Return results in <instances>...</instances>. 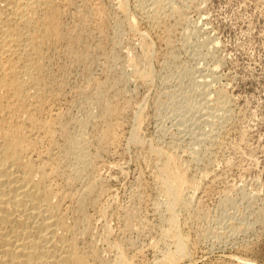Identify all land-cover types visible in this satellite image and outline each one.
I'll return each instance as SVG.
<instances>
[{"label": "bare ground", "instance_id": "1", "mask_svg": "<svg viewBox=\"0 0 264 264\" xmlns=\"http://www.w3.org/2000/svg\"><path fill=\"white\" fill-rule=\"evenodd\" d=\"M89 1L82 0L81 5L77 0H0V264H136L132 259L134 256L128 252L129 246L125 238L114 242L110 241L111 239L107 235L112 231L109 229L112 227H105L103 231L97 225L99 220L105 218L101 203L106 179L100 175L101 159L119 142L116 130L120 125H114L112 122L117 121L116 115L122 112L125 106L116 105L114 102L116 95H119L117 92L123 80L120 77L109 76L104 81H98L91 72V66L98 55H103L107 62L105 71L107 70V73L113 71L116 64L121 63L114 48L116 45L119 46V37L128 32L138 39L144 61L137 62L131 59L123 61L122 64L127 66V69L129 68L136 80L144 84L152 83L154 71L150 62L155 53L149 41L150 33L141 31L138 25L142 21L146 22L157 32L160 31L164 34L169 21L174 18L179 19L178 23L182 22L181 19L184 18L185 12L178 6V1L175 4L172 0H137L134 11H130L128 0H117L116 9L121 14L124 27H117L116 35L111 39V43L115 46L113 50L104 52L105 50L100 51L99 48L88 43V40L93 38L87 33L91 27L89 22L100 20L98 16L93 17L86 14ZM183 3L185 4V2ZM189 7L192 9V5ZM187 9L189 11L188 5ZM199 21L202 22V20ZM197 23L199 24L198 21ZM163 36L166 37L165 34ZM208 36L205 38H209ZM208 40L211 42V39ZM201 44H205V46L202 45L203 48L207 46L206 42ZM201 44H198V48ZM217 44L216 46H218ZM211 45L210 47H213ZM212 51L214 52L213 49ZM200 58H204V56ZM76 71H81L83 75L79 83L71 81L72 74ZM209 74L212 77V74ZM204 77L207 76L204 75ZM219 77L213 80V75L211 79L212 82L214 81L213 85ZM206 79H201L199 84L202 86V89H198L202 98L199 97V99L201 98L200 102L198 99L196 100L198 103L194 102L192 90L189 94L186 93L190 90H186V93H184L185 91L180 93L181 89L178 90L184 102L177 106L182 101V98L179 97L176 99V101L179 100V103L173 105L178 108L172 107L173 110H169V108L168 110L170 112L176 110L175 113H172L182 119L180 121L175 117L183 125L176 122L181 127L175 125L178 128L175 133H172L170 139L172 141L168 143V146L160 145L158 142L153 143V141L146 144L140 134L141 113H137L135 128L130 133V142L136 145H147L146 152L148 154L146 153L147 156L146 154L145 156L146 159L148 157L153 162L156 174L155 184L163 199V203L160 204V200L155 207L156 210L163 212L165 218L160 215L162 220H165L161 229L165 249L163 252L158 250L159 253H162L160 259L162 264H181V261L189 256V237L180 227L181 213H190L184 219L190 227L197 220L192 217L190 210L192 207L195 208L192 206L191 192L196 193L198 190L196 184L198 179L195 181L194 178L184 175L183 171L188 168V163L185 164L181 157L185 154L178 152L179 134L192 135L195 139L192 149L190 146L193 142L191 144L188 142L190 151H187L186 154L190 161L193 160L198 164L200 160L210 159L211 153L222 147L220 134L227 126L226 123L230 122L232 118L231 112L234 107H232V100L226 88L215 90L212 88L211 80ZM218 81L220 82V80ZM167 82L169 83V81ZM193 82L197 83L198 79ZM195 83L193 84L196 85L194 87L196 89L197 84ZM173 87L175 88L174 85ZM176 89L175 91L172 89L173 92H176ZM169 90L168 92L165 90L167 94H169ZM120 95L121 98H127L124 91H121ZM169 98L167 99L170 100L169 102L174 99L171 95ZM195 98H197L196 94ZM66 100H68V106L80 107L84 111L83 116H70L68 107L65 112L60 111L59 105L66 103ZM169 102L167 101V104ZM174 103L176 104V102ZM169 106L171 107L170 104ZM96 109H98V113H95ZM172 113L170 115H173ZM78 114L80 115L79 112ZM170 115L167 116L170 117ZM165 118L162 117V120L168 119ZM170 118L173 119L172 116ZM186 120L188 122L191 120V124L184 125ZM160 124L166 126V121L165 124ZM162 127L164 126H161L160 129ZM166 127L168 128V126ZM166 127H164L165 131ZM171 127L173 126L171 125ZM227 127L226 129H229ZM161 131L163 136L165 131ZM167 133L165 132V134ZM185 149L183 148V151ZM242 171L244 172V170ZM206 175L204 173V176ZM200 177L199 180H204L202 175ZM133 195L136 198H141L142 191L135 189ZM227 200L229 203L228 197ZM252 206L254 205L250 206L251 209ZM231 207H233L232 204ZM246 208L248 209V206ZM90 210L93 211L90 212ZM238 211L234 210V213ZM229 212L231 213V211ZM247 212L244 211L246 216L241 212L244 214L240 217L242 222L243 219L246 220L244 217H247ZM251 213L249 212L252 216ZM254 213L256 215V212ZM132 214L134 213L127 212L126 220L132 217ZM233 216L230 215L227 221L224 219V223L221 222L222 224H218L213 229L210 227L205 229V235L213 238L217 245L238 238L244 240L243 237L251 227L241 223V219L239 221L236 216ZM237 216L240 215L237 214ZM204 220L202 219V221ZM255 221L253 222L255 223ZM210 226H212L211 223ZM124 227L122 228L124 229ZM204 238L206 239V237ZM245 240L247 239L245 238ZM109 251H115L116 256L109 258L106 254Z\"/></svg>", "mask_w": 264, "mask_h": 264}, {"label": "rangeland", "instance_id": "2", "mask_svg": "<svg viewBox=\"0 0 264 264\" xmlns=\"http://www.w3.org/2000/svg\"><path fill=\"white\" fill-rule=\"evenodd\" d=\"M77 1H79L82 5V0ZM128 1L129 10L134 11V5L137 0ZM177 1L178 6H180V8H183L182 10H184L185 16L183 19H181L182 22L179 23V19L173 18L169 21V24L164 31V34L166 35L165 38L163 36V33H161L160 31L157 32L156 29H153L146 22L142 21L138 25L141 31L150 33L149 41L153 52L155 53L150 62L154 71V78L152 80L153 82H150L149 84H144L141 81L136 80L132 72H130L129 68L127 69V66H124L122 64L123 61L131 59L137 62L144 61L142 57V49L140 47L138 39L127 32L123 33L119 37V46L116 45L115 47L111 43V39L116 35L115 32L117 33L118 31L117 27H124L121 14L117 12L116 9L117 0H90L89 4L87 5L88 8L86 14L93 17L98 16L100 18L99 21L93 20L89 22L91 27H89L87 33L92 35L93 38L88 40V43L95 48H99L100 51L102 49L105 50L104 52H110L115 47L114 52H116L117 54H115L121 59V63L116 64L117 68L115 66V69L113 71L107 73V70L105 71V65H107L106 58L103 55H98L96 57L97 60L95 59L94 63H92L91 72L98 81H104L109 76L113 78L120 77L123 81L117 92L119 93V95H116L114 102L116 105L125 106V109L118 115H116L117 121L112 122V124L114 125H120V127L116 130L117 135L119 136V142L115 146H113L114 148H112L109 153L104 154V157L101 159L100 175L103 177V179H106L101 209L103 213L105 212L106 219L102 218L101 220H99L97 225L98 228L103 231L105 227H112L109 229L110 231L112 229L113 232L111 231L108 233L109 235H107V237L111 239L110 241L114 242L116 240H120V238H125V241L129 246L128 252L130 253V255L132 254L134 256H132L134 263L162 264L160 262L162 253H159V251L163 252V250L165 249L163 237L161 236V229L165 224V218L163 212L160 210H156L155 207L156 203L160 202V200V204H162L163 199L159 193L158 187L155 184L154 177L156 174L153 162L150 161L151 159H148V157L146 159V156L148 154L146 152V144H149L153 141V143L158 142L160 145L164 144V146H168V143L172 141L170 140L172 133H175L178 128L176 127L178 125L176 122L182 121L180 117L174 114L176 110L172 111L174 113L169 111L173 110V108L175 107H173V105H177V103H179V100L176 101L177 98L179 99V97H181L178 93L179 89H181L179 91L180 93L181 91H185L184 93H186V90H190L186 94H189V92H191L192 90L191 93H194V102L196 103L197 99L198 102H200L202 97L199 94L200 90L198 89H202V86L199 85L201 83V79L203 80L209 77V79L206 80L210 81L213 78V75V80H216L217 77L221 76L218 78L220 82L217 80L215 82V85H213L214 81H210V83H212V88H215V90L226 88L227 93L232 100V107H234L232 108L231 112L232 118L230 119V122L228 121V123H226L228 127L225 126L223 128L224 130H222L220 134V138H222V147L219 150L214 151V154L211 153V160H200L197 164V162H194L193 160L190 161L186 154L187 151H190V148L192 149V146H194L195 139L192 135H186L187 137L184 136V134H179L180 137L178 135V152H180L181 154H185H183L184 156L181 157L182 159H184L183 161L185 162V164L188 163V168L183 171L184 175L185 177L188 176L192 179L194 178L195 181L196 179H198L196 181L198 190H196V193L191 192V196L194 199H192V206H194V209L196 210H194L192 207V211L190 210V212H192V217H194V219H197L196 221H199H195V224L190 227L189 224L184 221L185 217L190 213L188 214L187 212H182L183 214L181 213L180 215V227L189 237L190 249L189 256L187 257L188 259L185 258L184 261L182 260L183 262L181 261V264H264V218H262L264 217V0H172V2H175V4H177ZM183 2H185V4ZM187 5L189 11L187 9ZM191 5L192 9L191 7H189ZM119 19L122 20L120 21ZM199 20H202V22ZM197 21L199 22V24H196ZM211 34L213 35L211 36ZM207 36L209 38H205ZM208 39H211V42ZM214 40H216L215 42H217L218 44L215 43ZM205 42L207 43V46L203 48L205 44L203 45L201 43ZM208 43L212 44L211 46L213 47H210V44ZM198 44H201V46L203 45L202 47H199L200 50L203 48L201 50L202 53L200 52L202 54L201 56L200 53H198L200 51L198 48ZM216 44L218 46H216ZM208 47L212 48L214 52L212 51V49H206ZM191 55L193 56V58ZM203 56L204 58H200ZM212 62L214 64H211ZM209 73L212 74V77H210L211 75ZM204 75L207 77H204ZM181 76H183L182 79ZM82 77L83 75L81 71H76L72 74L71 81L79 83L82 80ZM197 79V83L193 82L197 81ZM167 81H169V83ZM171 81L175 88H177V93L173 92V90L175 91V88L173 87V85L171 86ZM193 83L197 84L196 89L194 88L196 85H194ZM185 85L187 88L185 87ZM168 87L169 89H171L172 87L173 90H169ZM166 88L169 90V94H167L168 90ZM121 91L125 92V96L127 98H121ZM161 93L164 95H162ZM195 94L197 98H195ZM170 95L171 97L173 96L175 100L171 98L173 100L169 102L170 100L167 99H170ZM174 96L178 97L175 98ZM199 97L201 98L199 99ZM181 98L180 99L182 101L177 106L183 104L184 99L183 97ZM167 101L169 102L168 104ZM173 102H176V104H173ZM169 104L171 105V107L169 106ZM67 107L70 116L80 117L84 114V111L80 107L68 106V100H66V103L64 102L59 105L60 111L63 112L67 110ZM176 107L175 109L178 108ZM94 111L95 113L99 112L98 109ZM78 112L80 113V115L78 114ZM137 113H141L142 116L140 134L146 142L145 146L136 145L130 142V133L132 132L133 128H135V117ZM167 113L169 115L170 113H172L173 115H170V117L172 116L173 119L167 116ZM162 117L163 119H166L165 117L168 118L167 120L170 119V121L165 120L166 126H168V128L165 125L160 124H165V121L162 120ZM175 117H177L180 121ZM186 121L187 122L184 125L191 124V120H189L190 123L188 122V120ZM174 122L175 124H172ZM169 123L173 127H171ZM180 125L183 124L180 122ZM180 125L178 126L181 127ZM161 126H164L170 130H167L165 128V131L164 127L160 129ZM226 127L229 129H226ZM161 130L163 132L165 131L166 133L168 131L167 134H171L167 135L164 132L162 136L160 133ZM189 136H191L192 138ZM183 137H185L186 139ZM162 140L165 142H163ZM240 140L242 143L240 142ZM188 142L190 144L193 142V144L190 146ZM182 147L186 149L183 151ZM242 170H244V172ZM203 172L205 173V175H207L204 176ZM201 175L203 176L205 181L202 179L199 180L201 178ZM135 189H139L140 191H142L141 198H136L133 195V190ZM229 194L232 195L230 196ZM249 194L252 195L250 196ZM227 197L230 199L229 203H227ZM230 203L233 205V207H231ZM246 203L249 205H247ZM251 205H254L255 207L252 206L253 208L251 209ZM247 206L249 210L246 208ZM234 210L241 211L234 213ZM92 211L93 210H90V212ZM229 211H231V213ZM244 211L252 212V216L249 214V212H247V217H244L246 218V220L243 219L242 222V219L240 217L244 214V216H246V213H244ZM127 212L134 213L132 214V217L128 218V220H126ZM241 212L244 214H241ZM254 212H256V215ZM237 214H239L240 216H237ZM160 215L162 216V218H164L163 220ZM230 215L236 216L239 221L241 219V223L247 225L248 227H253L254 229L250 228L249 230L251 232L249 230V232H246L245 236L243 237L244 240H242V238H238L237 240H231L227 243L225 242L221 245H217L213 238H209L207 234L205 235L206 232L204 230L208 229L209 227L210 229H213L218 226V224L220 225L224 223L228 220V217ZM253 217L255 218L253 219ZM202 219L206 220L202 221ZM253 221H255V223L257 222L256 225ZM210 223L212 224V226H210ZM261 226L263 227L261 228ZM122 227H124V229ZM204 237H206V239ZM245 238L247 240H245ZM106 254L107 256H109V258H112L111 256L114 255L116 256L115 251H109Z\"/></svg>", "mask_w": 264, "mask_h": 264}]
</instances>
